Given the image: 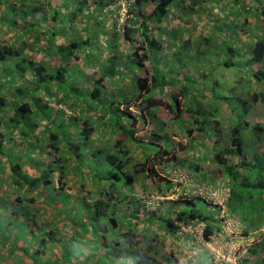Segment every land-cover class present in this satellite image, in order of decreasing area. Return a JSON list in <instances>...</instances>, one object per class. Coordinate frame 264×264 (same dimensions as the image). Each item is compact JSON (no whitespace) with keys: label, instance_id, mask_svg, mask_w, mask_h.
<instances>
[{"label":"trees","instance_id":"obj_1","mask_svg":"<svg viewBox=\"0 0 264 264\" xmlns=\"http://www.w3.org/2000/svg\"><path fill=\"white\" fill-rule=\"evenodd\" d=\"M20 1L22 4L18 7L8 4L7 0H0V5L4 4L5 9L0 10V21L17 32L12 42L0 43V182L7 180L14 185L16 192H22L14 199H11L12 194L0 198L1 213L5 212L9 218L6 221L0 213V251L6 250L5 255H0V264L8 255L18 256L19 259L15 261L21 264H117L115 260L120 257L124 258V262L118 264H162L161 261L149 263L144 257L134 255L139 249L135 246L139 242L138 223L132 222L129 214L140 218V211L144 210L146 204L140 194H144L146 190L142 188V184L137 183L139 189L136 195L130 193L131 197L127 201H122V196H119L123 186L131 188L136 183L134 174L141 173L142 177H148L146 170L151 154L144 157L142 152L134 153L133 146L139 145L141 149L148 143H163L165 136H162L161 129H164L165 121L155 115L156 108L160 106L168 109L170 123L177 117L184 118V121L192 119V125L188 123V127L184 125L183 129H179L181 132L186 131L188 135L195 127L206 130L205 123L214 125L212 131L217 138L224 129L219 128V120L205 116L206 110L201 101L195 99V89L192 92L185 84L184 81L190 82L193 76H182L183 69L181 72L175 71L173 57L164 60L160 56L161 44L178 37L174 31H167L171 35L169 38L163 37L165 41H156L149 36L151 33L159 34L161 30L166 32L162 27L163 19L167 18L169 8L174 4L175 12L190 9L195 14H202L199 21L203 23L202 29L208 28L207 33L204 32L205 35L201 36L203 31H197L189 36L187 43L182 42L173 56L177 57L183 49H189L193 44L198 51H205L212 44L216 47L224 45L219 51L222 53L223 49L229 53L230 60L225 61L223 58L222 65L240 66L242 73L239 87L249 93L248 101L251 104L253 101L264 104V0H224L223 4L229 5L224 11H219L222 14L219 17L223 19H217V23L214 22L215 17L203 10L204 4L208 2L206 0H134L127 9L125 23L118 30L122 39L131 42L134 48L123 55L115 43L107 44L111 54L103 61L97 74H84L75 63L69 64L73 56L83 52L92 53L91 48L88 50L85 46L97 43L93 38L82 40L77 36L61 44L56 36L59 33L66 34L67 28L73 32L72 20L83 14L92 17L93 27L99 30V34L105 35L104 30H101L105 23L103 17L99 21L95 19L99 14L102 15L106 6L116 0H61L58 7L47 2L32 8H25L23 4L39 0ZM241 4H244V11L251 17L242 15L238 7ZM252 8L253 13H250ZM36 10H42L41 15H36ZM9 13H13L12 21L7 19ZM129 13L131 16H128ZM170 14L171 18L177 19L172 16L175 15L173 10H170ZM27 15L33 17V20H27ZM19 18L22 25L16 26ZM208 21H213L212 25ZM150 24L156 26L150 29ZM135 33L140 34L139 37L135 38ZM37 55L38 61L35 60ZM56 58L57 61L54 60ZM236 58L237 62L234 63ZM148 61L150 68L144 65ZM55 62L57 63L54 65ZM140 70L142 71L139 73ZM124 78L132 88L124 90L121 87L119 82ZM18 79L21 80L19 83L16 82ZM79 81H84L83 87L75 84ZM242 81L251 85L252 91ZM211 89H214L213 85ZM8 94L13 95L9 104L6 102ZM157 94L165 99L154 101ZM209 94L210 102L215 94L211 90ZM191 98L199 104L194 105ZM237 98H233L235 107L229 109L227 106L224 113L233 121H240V116L245 113L248 115L251 107L249 103L247 108L240 96ZM141 99L144 102L136 106L139 117L126 113L121 108L123 104L130 106L132 101L140 102ZM53 101L57 103L55 107L51 105ZM80 105L82 106L79 107ZM222 106V103H218L213 108L216 111L222 110ZM88 110H96L99 114L92 119L87 114ZM187 111L190 115L184 117L183 114ZM211 112L216 115L214 110ZM148 118L156 121L160 125L159 129L140 128ZM40 126L42 127L39 128ZM12 129H15L13 135ZM227 129V152L217 153L215 156L219 169L230 177L226 207L229 212L237 215L243 231L246 234L252 231L254 235L247 254L237 262L250 264L254 258V264H264L260 258L264 254V237L255 236L256 230L260 229L259 233H262L261 229L264 228V122L252 124L249 119L246 121L243 118ZM247 130L250 133L244 135H251L256 141H261L258 146L262 149V155L256 157L253 145L245 146L243 131ZM97 131L99 135L94 138L93 134ZM96 143L97 146H94ZM175 144L176 140L172 142L170 149L163 148V152H160L169 155ZM246 153L251 155L250 159L246 158ZM41 155H47V160L44 161ZM138 157L142 159L140 162H137ZM232 157L236 159L233 158L232 161ZM172 159L177 162L176 165H185V158L173 155ZM252 162L256 164L255 167L249 165ZM136 166L138 168L135 170ZM128 167L132 168V173L128 172ZM237 167L247 168L249 174L240 173ZM33 171L37 174L33 175ZM74 178H88L93 186H88L86 190L78 188L80 195L73 198L66 187H71L69 185ZM167 183L170 184L168 181ZM100 188L104 191L101 192ZM165 189L167 193L168 188ZM44 190L47 192L45 196L41 194ZM82 191H86V195H82ZM28 193L32 196L28 197ZM36 196L41 197V202L34 206L31 202ZM196 199L206 202L198 195H180L176 200H166L172 205L182 204L178 211H167L168 214L161 216L155 215L156 210L145 212L152 218V224H159L170 236L180 224L202 220L206 223L204 235L207 237L215 229H219L214 217L218 211L214 215L202 213L194 202ZM122 202L126 205L122 206ZM251 202L260 205L257 214L260 225L253 228H250L251 220H255ZM42 204L55 206L47 229L43 224L48 219L47 208L41 209ZM206 204L207 207L212 206L208 202ZM120 206L123 213L118 212L116 215V208ZM237 206L242 207L243 211H239ZM57 207L60 212L56 210ZM79 210L86 212L89 217H76ZM18 219L19 224L16 222ZM10 224L14 225L8 228ZM18 225L25 231H17ZM67 228L69 234L64 236ZM8 229L15 232L10 233ZM35 236H39L38 242ZM104 241L107 243L103 246L101 243ZM57 247L62 248L61 256L54 254L53 249ZM99 248H104L106 255H97ZM207 253L209 257V252ZM197 258L198 255L191 260L196 262ZM170 261V264H177L176 259ZM197 264H212V261L210 257L202 258Z\"/></svg>","mask_w":264,"mask_h":264},{"label":"rangeland","instance_id":"obj_2","mask_svg":"<svg viewBox=\"0 0 264 264\" xmlns=\"http://www.w3.org/2000/svg\"><path fill=\"white\" fill-rule=\"evenodd\" d=\"M7 1H8V4L13 5V6L20 7L21 4H22L20 0H7ZM60 1L61 0H39L37 2L29 1V4L26 3V5H28V6H26L24 4H23V6H25V8H32L33 6H36L37 4H46L47 2H49L52 6L58 7L59 6L58 4L60 3ZM118 1L119 0H116V2H113V3L111 2L108 6H106V8L103 9L102 15L99 14L97 19H95V21H99L100 18L103 17V20L105 21V23H103V25L101 26V30H104L105 35L99 34V30L93 27V24H94L93 20L94 19L92 17H89V16L83 14L82 16H77L74 20H72V23L74 24V28H73V32L74 33L71 31L70 28H67L66 34L59 33V35L56 36V40L59 43H61V44H65L70 39L71 40L75 39L77 36L81 37L82 40L91 37V38L94 39L95 42H97V43L92 44V46H89V44H88V46H85V49L89 50L91 48L90 50H92V53L83 52L82 54H80L78 56H73L70 59L69 64L72 65L73 63H75L84 72V74H91V73H96L97 74V71L101 67V64L103 63V61H106L107 58L111 54L109 48L107 47V44H114L115 43L117 45V48L119 50H121L123 55H125L128 52H130L134 48L132 46L131 42L122 39L121 34L118 31V30H121L120 28L125 23V19H127L126 18L127 14H123L121 12V10H120V4L122 2H124V0L121 1L120 4H119ZM206 1H208V2H206L204 4V8H203V10H205V13H210L211 15H209V16L215 17V21L214 22H216L217 19L222 20L223 18L219 17V15H222L219 11H224L225 7H228L229 4L228 3H227V5L223 4L224 0H206ZM3 5L4 4L0 5V10H5ZM174 5H172L169 8V14H170V10L175 11ZM248 5H250V4H248ZM238 7L240 8L241 13H242L243 16L251 17V15L247 14L244 11V9H243L244 4H241V6L239 5ZM36 11H37V12H35L36 15L37 14L41 15V11L42 10H40V11L36 10ZM94 12H96V10H94ZM188 12H189L190 15H195V16L197 15L196 16V18L198 17L197 21L200 20V16H198V13L195 14L194 11H192V10H190V11L188 10ZM146 13H148V11ZM250 13H253V8L251 9ZM43 14H45V12H43ZM110 14H112V15H110ZM177 14L180 15L179 13H177ZM232 14L233 13L231 12V15ZM199 15H202V14H199ZM203 15H204V13H203ZM7 16H8L7 19H9V20L11 19V21L13 20L12 19L13 18V13L12 14L9 13V14H7ZM128 16H131V14L129 13ZM193 17L194 16H192V18ZM32 18L29 17L28 15L26 16L27 20H33ZM35 18L36 17H34V19ZM169 18L170 17H168L167 19H169ZM165 19H163V20H165ZM114 21H115V23H114ZM166 21H168V20H166ZM168 22L171 23L172 25L175 23L174 19H171V18H170V21H168ZM176 22H178V21H176ZM208 22H209L210 25H212V23H213V21L212 22L208 21ZM18 25H22L21 18L17 19V21H16V26H18ZM154 26H156V24H154V25L150 24V26H148V28H150V29L152 28L153 29ZM194 26L197 27V22H196L195 18H194ZM117 31H118L119 34L117 33ZM167 31H169V30H167ZM173 31L177 35L178 28H177V30H173ZM115 32L117 33L116 35H114ZM147 32H149V30H147ZM16 35H17V32L14 31L13 27H9V25H7L6 23H3V22L0 21V43L12 42ZM113 35L115 36V39H114ZM139 35L140 34H136L135 33L134 37L135 38L139 37ZM170 35L168 34V32L160 31L159 34L151 33L149 37L152 38V39H155L156 41H158V40H161V38H163V37H167L168 38ZM188 36H189V34H188ZM167 41L168 40H166V42ZM15 44H17V43H15ZM227 45L230 46L229 43H227ZM223 46L224 45L216 47V45L212 44L210 46V48L207 49V51H210V52H208L205 55L198 54V55L193 56V52H191L189 55H182V54H179L178 56L176 55L177 57L173 58V60H175L174 63H173L174 64L173 66L175 68V71L181 72L182 69L184 70L182 76L183 75H187V77L193 76L194 79L192 78V80H190V82L185 80L184 81L185 84L187 85V87H190L192 89V92L195 89L194 93L197 94V96H195V99H197L198 101H201V103L203 105V109L207 111V113L205 111V116H212L213 119L219 120L221 122V124L219 125V128L225 130V129L229 128L230 125L233 126L236 123L240 122L243 118L246 119V121H247V119L250 120V117H248V115L245 112H243L245 114L242 117L240 116V119H239L240 121H238V120L233 121L232 118H230L229 116L224 114L226 112V107L228 106L227 108H229V109L232 108V107H235V103H234L235 100L234 99H236L238 96H240V100L242 102H244V101L246 102L247 108H248V104L250 102L248 101L249 93H246V91H244L245 89H242L241 87H239V84H240L239 79H240V75L242 73V71L239 70L240 66L237 67L236 65H231V67H225V66L222 65L221 60L223 58L225 59V61L228 60L229 59L228 55H230L226 51H223V49H222V53H220L219 49L221 50V48ZM219 53H220V55H222V57L219 55ZM160 56L164 58L165 56H167V54H165L164 56L163 55H160ZM201 58H203L204 63H203V67L200 68L198 66V64L197 65H195V64H196L197 60L201 61ZM35 60L36 61L39 60V55H37L35 57ZM54 60L57 61L58 58H56ZM236 62H237V58L234 59V63H236ZM56 63L57 62H55L54 65ZM124 63L125 62H123V64ZM144 65H146L147 68H150L149 61L146 62ZM202 70H204V72ZM141 71L142 70H140L138 72L140 73ZM208 72H210V73L208 74ZM196 75H198L201 79H199L198 76L196 77ZM249 76H250V78H252L251 75H249ZM205 77H208V78H205ZM211 77H213V78H211ZM20 81L21 80L18 79L16 82L19 83ZM128 82L129 81L124 78L119 83H120L121 87H123V89L126 90V89L132 88L131 85ZM243 82H245V81H242V84H244V86H246V88H249V90L252 91V89L250 88L251 85L245 84ZM75 84H78L79 86L83 87L84 86V81H81V82L79 81V83L75 82ZM212 85L214 86V89L212 91L215 94V96H213V98L209 102L210 98H208V97H210V94L208 92H203V89L206 88V87H210L211 88ZM263 85H261V86H263ZM216 94L219 95V96H217ZM6 96H7L6 102H7V104H9L11 102V99L13 98V95L8 94ZM163 99H165V98H162V96H160L159 94L155 95L154 98H153L154 101L155 100H157V101L158 100H163ZM191 99H190V101L191 102L193 101V103H195L194 98H191ZM170 100L173 101L171 99V97H170ZM236 101L238 102V98L236 99ZM142 102H144L143 99H141L140 102L137 101V100L136 101H132L130 106H126V104H123L121 106V108H124V110H125L124 112L130 113V114H135V115H137L139 117V109L136 106L139 103L142 104ZM218 103H222L223 106L221 107L222 110L218 109L216 111L215 108H213V106H217ZM253 103H255V102L253 101L252 104ZM55 104L57 105L56 102H54V101L51 102V105L53 107H55ZM198 104H199V102L195 103L194 105H198ZM252 104H251V106H252ZM81 106L82 105H80L79 107H81ZM211 110H214V113H216V115H214L213 112H211ZM263 110H264V108L262 106L256 105L253 108L252 113L254 115H257L259 113H264V112H262ZM236 111L237 110L235 109V112ZM172 112L176 113L175 110H172ZM87 114L89 116H91L92 119H95L96 116L99 114V112H97L96 110H88ZM188 114H189V112L187 111V113L184 112L183 115H184V117H187ZM155 115L158 118H161L163 121H165L163 123L164 129H161L162 130V134H163L162 136H169L170 133H172V132H171V130L169 128L170 127V123H169L170 115H169L168 109L165 106L157 107L156 111H155ZM192 115L195 116L194 113ZM171 117H173V116H171ZM183 119L184 118H182V117H177L175 119V124L171 121V126L174 125L175 128H176V126H178L179 129H181V127H182V129H183L185 126H188V123L190 125L193 124L192 123V119L191 120L186 119V121H184ZM145 121L146 122L144 123V125L142 127H140L143 130L159 129V127H160V125L157 124L156 121H153V120H151L149 118H148V120H145ZM204 126L206 128L207 133H208L209 131H212V128H213L214 125L210 126V125H208V123H205ZM41 127L42 126H40L39 128H41ZM39 128H37V130ZM1 129H2V127H1ZM14 132H15V129H12V135L14 134ZM248 132H249V130L243 131V134H246ZM98 135H99V131L95 132L93 134V137L95 138ZM180 135H182V134H180ZM207 135L210 136L209 140L211 142H212V140H214V141L216 140V135H215V133L213 131L209 132ZM221 135H222V133H221ZM222 136L225 139L223 145L224 146L226 144L228 145L229 144V140H228V138L225 137L226 134L222 135ZM14 137L17 139L16 135H14ZM165 139H166V141H164L161 144L148 143V144L142 146L141 149H140L139 145H137V146L134 145L133 146V149H134L133 152L134 153H138L139 154V153L142 152L144 157H147L149 153L151 154L149 156V158H148V164H147V170H146L147 174H148V177H147L148 180H146L147 178H145V177L143 178L141 173L134 174V176L137 179L136 180V186H132L131 188L127 187V186L126 187L125 186L122 187L121 194H119V196H122V201L123 200L127 201L130 193H134L136 195V192L139 189L138 188L139 186H137V183L144 184V185H145L146 182L151 183V185L156 184V183L157 184H161V183L162 184H166L167 183V181H165L163 179H160V178H163V177H161L160 174L165 172V170L167 168L172 169L173 167H176V164H175L176 161L172 160V158L169 157V155H165V154H162V152H160V150L163 151L162 146L167 148V149H170V147H171L170 141H172V140L170 138H165ZM19 142H20V140H19ZM182 142L183 141H180V142L177 141L176 142V146H177L176 148L177 149L174 150V152H176V151H184L185 150V149H183V143ZM17 143H18V140L16 141V144ZM216 144H218V143H216ZM247 145H248V143H247ZM94 146H97V143L94 144ZM18 147H21V146H18ZM218 148H219V144H218ZM218 148H217V150H218ZM137 150H138V152H137ZM217 150L216 149H208L206 151L207 152L210 151V155L213 156V155H215L217 153ZM225 152H227V151L225 150L224 152H221V153H225ZM41 157L43 158L44 161L47 160L46 159L47 155H45V156L41 155ZM138 158L136 160H138ZM141 160L142 159L139 158V161H137V162H140ZM170 160H172V162L168 163V166H164V164H166ZM2 161H4V158L2 159ZM159 165H161L162 167H160ZM137 168H138V166L135 167V170ZM149 169H151L152 171H149ZM128 172L129 173L133 172L131 167H128ZM32 174L36 175L37 173L36 172L34 173V171H33ZM149 180H151V182H149ZM167 184L169 185V183H167ZM80 185L83 186V187L81 188ZM69 186H71V187H66L67 192L69 194H71L73 198H77L80 195V193L77 192L78 188H79V190L83 189V188L86 190L88 188V186H93V184H92V181H90L88 178H86V179L82 178V179H77V180H76V178H74L73 180H71ZM151 187L153 188V186H151ZM100 190H102L101 192L104 191L102 188H100ZM167 192L170 193L171 192V188L168 189ZM20 193H22V192H16L13 186L10 187V186H5V185L4 186L0 185V198L2 197V199L4 197H6L8 194H12L11 199H14ZM158 193L165 194L166 191H161V190L160 191L159 190H148V191H146V194L149 197L155 196ZM41 194L43 196H45V194H47L46 190L41 191ZM81 194L82 195H86V191H82ZM27 196L30 197V196H32V194L28 193ZM39 197L40 196L34 197L33 201L31 202L34 206H37V204L41 202V199H40L41 197L40 198ZM89 199L94 200L93 198H89ZM176 199H177L176 196H174L173 200H176ZM43 204L41 205V209H44V208L46 209L47 208V218L48 219H46L45 222L43 220L42 221L44 222L43 223L44 227L47 229V228L50 227L48 221H50V217L55 212V206H53L51 204H49L48 206L47 205H43ZM195 204L197 205V208L202 213L210 214V215L213 214L214 215L215 212H216V208L214 206H210L209 205V207H207L206 202H204L203 200L196 199L195 200ZM236 204H237V202H236ZM125 205L126 204L124 202H122V206H125ZM251 205H252V209H253V212H254L253 217H254L255 220H251L250 228H253V227H255V225L258 224V221H259L258 217H257V214L259 213L258 208H259L260 205L257 204L256 202H251ZM159 206L163 207V209L161 211H164V212L173 211V210H171V208H173V206L170 209H168L169 208V204L166 202V199L159 200L158 203L150 202L149 204H147L146 211H155L156 210L155 215L159 216L158 215L159 211L157 210L159 208ZM133 209L135 210V208H133ZM242 209H243L242 207H238L239 211H243ZM56 210L58 212H60V209L58 207L56 208ZM1 211L2 210H0V213H1ZM175 211L176 210L174 209V212ZM118 212L123 213V208H121V206H120V208H116V215L118 214ZM140 214H141V212H140ZM164 214H168V213H164ZM1 215L5 218L6 221L9 220V218L7 217L5 212H2ZM84 215L88 216V214H86V212H84V211L80 212V210H79V212H77V216L76 217H79L81 219ZM52 220H53V217H52ZM241 220L244 222L243 218H241ZM19 221H20V219H18L16 221L17 224H19L18 223ZM16 222L14 224H16ZM14 224L8 225V228L13 226ZM57 224H58V226H60L59 221L57 222ZM217 225L219 226V224H217ZM258 225H260V223ZM160 227L161 226L159 224H152L149 227H147L149 229V231L154 233L153 235H149L148 236V239L149 240L151 239V245L150 246H153V245L157 244V249H156L155 253L157 252V254H159V252L161 253V250H162L165 254H171L172 260L176 259V261H177L176 263L177 264H189L188 263L189 260L197 257V255L199 256L201 248L196 249L195 245L200 246V247L204 248L207 251L208 250L210 251V249L214 248L216 254L219 255V253H221L224 256H227L228 253L231 254L235 250L236 244H238L242 240V236H238L237 235L238 232H239L238 229L237 230L236 229H231L230 231H227L226 234H224L222 232H219V233L215 232V237L214 236L213 237L215 239L217 238V240H218V242L216 244H214L212 242V238L211 237H210L209 240L205 241L207 239V237L205 235H203L205 237V240H203L201 242V244L194 243V241H195L194 237L190 236V238H188V239L185 238L183 240L189 246H191L190 248L187 247L186 251H184L185 249H180L179 248V246L181 244V242L179 240L173 241L172 244H169L168 241H166V243H165V240H168V239L166 237L162 236V228H160ZM135 230L137 232L136 228H135ZM7 231H9L10 233L15 232V231H13V229H8ZM17 231L24 232L25 230H22L21 226L18 225ZM261 231H262V233H259L260 229L256 230L257 235H255V236L256 237L259 236L260 238L264 237V228H262ZM250 233H248V234H250ZM253 233L255 234V231H253ZM67 234H69L68 228L65 230L64 236H66ZM243 234L245 235V233H243ZM252 236H254V235H252ZM35 237L37 238L36 240L38 242L39 236H35ZM87 237H89V235ZM160 238H163L162 244L163 243L165 244V251H164L163 247L160 248V246H159ZM169 239H171V238L169 237ZM215 239H213V240H215ZM106 243H107V241H104L101 244L105 245ZM135 246L139 247V245H137V244ZM5 252H6V250L0 251V255H5ZM97 255H100L99 251H97ZM161 256H162V254H161ZM164 256H162V258H159L161 263L162 264H170L169 262L165 261L166 258ZM17 257H15V256H11L10 257V255H8L6 258L4 257V259L2 260V264H21L20 262L16 263L15 260L19 259ZM260 258H261V261H262V259L264 261V254L261 255ZM251 261L252 262L250 264H254V258L251 259ZM237 264H244V263H240V261H238Z\"/></svg>","mask_w":264,"mask_h":264},{"label":"crops","instance_id":"obj_3","mask_svg":"<svg viewBox=\"0 0 264 264\" xmlns=\"http://www.w3.org/2000/svg\"><path fill=\"white\" fill-rule=\"evenodd\" d=\"M189 11H190V9H189ZM173 13L175 15H172V16H176L177 19L171 18V14H168L167 18L170 17L171 19H174L175 23L172 25L171 23L168 22V21H170V18L169 19L166 18L164 20V22L162 23V25H163L162 27H163V29H166V32H167V30H169V32H172L173 30H177V28H178V33L176 35L178 37L177 38H173L171 40H168L167 43L161 44V48L162 49L160 48L161 49L160 54L163 55V56L165 54H167V56H165L163 58L164 60L171 59L172 57L174 58L173 55L176 52L175 49L180 47L182 45V42L183 43H187L186 40H188L189 36H191V35L193 36L197 31L198 32L203 31V32H201V36H204L205 35L204 32H206L207 29H208L207 27L205 29H202L203 23L201 21H197V18H198V17L196 18L197 15L196 16L195 15H190L187 9H185L183 11H179V12L178 11H176V12L173 11ZM177 13H179L180 15H178ZM192 16H194V17L192 18ZM198 16H201V15H198ZM194 18H195V20L197 22V27L194 26ZM183 19H185V20H183ZM187 19H189L190 21L189 20L187 21ZM166 20H168V21H166ZM176 21H178V22H176ZM162 27H161V29H162ZM161 31H163V30H161ZM174 34H175V32H174ZM188 34H189V36H188ZM162 39L163 38H161V40H159V41H163L164 40V39L163 40ZM192 43H194V42H192ZM191 52H193V56H195V55H198V54L205 55V54H207L210 51H207V49H205V51L204 50L198 51L194 47V44H193V45H191V47L189 49H183L181 54L182 55H189ZM164 60L162 62H164ZM203 63H204L203 58H201V61L197 60L195 65L198 64V66L201 68V67H203ZM202 71L204 72V70H202ZM209 73L210 72H208V74ZM205 78H208V77H205ZM211 78H213V77H211ZM199 79H201V78L199 77ZM210 90L212 92V89L210 87H206V88L203 89V92L210 93ZM256 105H260V106H262L264 108V104H262L261 102H256L250 107V111H249L248 117H250L249 121H251L252 124H254V122H264V113H259L257 115H254L252 113V110H253V108ZM262 112H264V110ZM173 122H175L174 119H173ZM169 123H170V121H169ZM186 127H188V126H186ZM169 128H170L172 133H170V135H169L170 137L169 136H165L164 139L165 138H170L172 140V141H170V145L171 146H172V142L175 141V140H176V142L177 141L178 142L183 141L182 142L183 143V149H185L184 151H176V152H174V150L177 149L176 148L177 146L175 144L174 147L172 148L171 153L169 154V157L172 158L173 155H175L178 158H185L186 159L185 165L184 166L180 165V166L188 171L190 177H193L196 182L197 181H200V182L201 181H207V182H210V183H215L217 180H220V181L222 180V181H225L226 185H227L228 182H230L229 181V179H230L229 175L226 174L224 171H221L219 169L220 165L218 166V164L216 162V157H215L217 153L221 154L222 150H226L227 151V148L229 146V144L228 145L226 144L225 146L223 145L225 139H224V137L222 135L218 137L219 139L216 137V140L215 141L212 140V142H211L209 140L210 136L207 135V133H206L207 131L205 129H202V128L197 129V127H195V130L190 135H188L186 133V131H184V132L182 131L181 132V130H179L178 126H176V128H175L174 125L171 126V123H170V127ZM226 131H228V130L227 129L223 130L222 134H224V135L226 134L227 135ZM180 134H182V135H180ZM243 136H244V139H245L244 143H246V144L248 143L249 147H251L253 145L254 152H256V157L262 155L261 154L262 149L258 146V144H260L261 141H256L255 137H250L251 135L247 136V135L243 134ZM246 137H249V138H246ZM164 141H166V139L163 140V142ZM216 143L219 144V148H218V144H216ZM163 148H165V147L162 146V149ZM217 148H218L219 151L217 150ZM208 149H216L217 153L212 156V155H210V151L209 152L206 151ZM250 154L252 155L253 152H251ZM250 154L248 155V153H246V158L247 159L251 158ZM228 158L230 159V157H228ZM233 158L234 157H232V161H233ZM254 158L255 157L253 156V159ZM1 159H3V158H1ZM172 160L168 161L166 164H164V166H168V163L172 162ZM175 164H177V162ZM249 165L252 166V167H255L256 164L254 162H252ZM159 166L162 167L161 165H159ZM237 170L240 173H243L245 175L249 174V170L247 168L239 169L237 167ZM0 177H1V172H0ZM146 180H148V178ZM149 182H151V180H149ZM0 185H2V186H4V185L5 186H14L12 183H10L7 180H3L2 182H0ZM132 186H136V183L133 184ZM151 186H153V188ZM175 186H184V185L180 184L179 182H177V180H174L169 185L167 183L166 184H162V183L161 184H157L156 183V184L151 185V183H148V182H146L145 185L142 184V188L144 190H146V191H148V190L166 191L165 188H168V189L171 188V190H172V189H175ZM230 186H231V184H230ZM129 197H131V195ZM158 202L159 201H156L155 203H158ZM167 202H169V201H167ZM168 204H169V208L168 209H170L173 206V208H171V210H173V211H174V209L176 211H178L181 208V206H182V204L172 205L171 202H169ZM133 207H134V205H133ZM146 209H147V204H145L144 210L140 211L141 212V214L139 215L140 218H138V216H137V218H134V216H132V214H129V215H131V219H133L131 221L132 222L136 221V223H138V235H139L138 236V239H139L138 245H139V249L134 252V255L137 256L138 258H140V257L143 258L144 257L146 259V261L149 262V263L159 262L160 261L159 258H162V256L165 255L164 257L166 258V261L171 263V261H170L172 259L171 254H165L162 250H161V253L159 252V254H157V252L155 253V251L157 249V244H155L153 246H150L151 245V239L149 240L148 236L149 235H153L154 233L149 231V229L147 228L150 225H152V222H151L152 218H150L149 214L148 215L146 214V212H145ZM162 209H163L162 206L161 207L159 206V208L157 209L159 211V213L157 212L159 216L163 215L164 213H167V211L166 212L161 211ZM177 231H178V228L175 230L174 233H171V236H170V235H168L170 233H168L164 228H162V236L166 237L168 239V240H165V243H166V241H168L169 244H172L173 241L179 240L181 242L179 248L180 249H185L184 251H186L187 247L190 248L191 246H189L186 242L183 241L184 239L181 238V235H179ZM169 237L171 239H169ZM162 242H163V238H160L159 246H160V248L163 247L164 251H165V244L164 243L162 244ZM199 248H201V249H200V253H199V256L197 258V261L194 262L193 260H189V262H188L189 264H197L198 262H200V260L202 258H209L207 250H205L204 248H202L200 246H196V249H199ZM53 251H54V254H57L58 256H61V254L63 252L61 247L54 248ZM97 251L100 252V256L101 255H106V253H107V251L104 248H99V249H97ZM161 254H162V256H161ZM121 262H124V258L123 257H120L117 260H115V263H117V264L121 263ZM123 264H129V263H123Z\"/></svg>","mask_w":264,"mask_h":264},{"label":"built area","instance_id":"obj_4","mask_svg":"<svg viewBox=\"0 0 264 264\" xmlns=\"http://www.w3.org/2000/svg\"><path fill=\"white\" fill-rule=\"evenodd\" d=\"M123 0H119V4ZM134 0H124L120 4V10L123 14H128L127 9ZM121 13V14H122ZM162 176L168 178L171 182L177 180L180 184L184 186H175V189L171 190V192H167L165 194L158 193L155 196L149 197L146 193L140 194L141 199L149 204L150 202H156L162 199L170 200L173 199L174 196L178 198L180 195H198L203 198L206 202L212 204L218 211L214 216L217 220V224H219V229L214 230L213 233L207 236L205 240L204 229L206 228V223L202 220H194L190 223L180 224L178 229V234L183 237L193 236L195 241L194 243L201 244L203 240L207 241L212 238V242L216 244L218 242L217 238L215 239V232H222L224 234L231 229H238V236H242V240L236 244L235 250L227 256L223 254L215 253V249H210L209 257L212 261V264H237V260L242 258L248 252V247L253 242V234L244 235L243 234V226L239 221L236 214L228 211L226 207V201L229 196V186L226 185L225 181L217 180L215 183H210L207 181H194L190 176L187 170L180 167H173L172 169L167 168L165 172L161 174ZM228 184V183H227ZM218 226V225H217ZM232 233V232H231ZM214 236V237H213ZM215 239V240H213ZM197 245H195L196 247Z\"/></svg>","mask_w":264,"mask_h":264},{"label":"clouds","instance_id":"obj_5","mask_svg":"<svg viewBox=\"0 0 264 264\" xmlns=\"http://www.w3.org/2000/svg\"><path fill=\"white\" fill-rule=\"evenodd\" d=\"M245 144H246V143H245ZM245 146L248 147L249 145L246 144ZM235 159H236V157H234V160H235ZM154 167H155V166H154ZM176 167H180V168H182V167L179 166V165H176ZM183 169H184V168H183ZM185 170H186V169H185ZM160 175H161V174H160ZM161 177L166 178V177H164V176H162V175H161ZM191 178L194 180L193 177H191ZM165 180H167L168 182L171 183V181H170L168 178H166ZM194 181H195V180H194ZM197 182H198V181H197ZM145 193H146V192H145ZM131 194H132V193H131ZM178 229H179V228H178ZM215 230H217V229H215ZM177 232H178V231H177ZM243 233H245V232L243 231ZM251 234H252V233H251ZM245 235H248V234L245 233ZM181 238H182V239H185V237H183V236H181ZM186 238L188 239V237H186Z\"/></svg>","mask_w":264,"mask_h":264}]
</instances>
